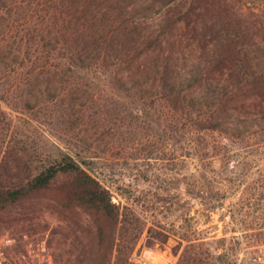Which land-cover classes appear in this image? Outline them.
Returning <instances> with one entry per match:
<instances>
[{"label":"trees","instance_id":"1","mask_svg":"<svg viewBox=\"0 0 264 264\" xmlns=\"http://www.w3.org/2000/svg\"><path fill=\"white\" fill-rule=\"evenodd\" d=\"M156 14L164 18L152 28L145 19ZM101 82L110 94L102 96ZM0 87L29 111L68 128L86 125L74 153L62 150L28 180L0 185V209L51 193L95 222L96 241L80 250L77 264H136L140 216L83 164L87 133L100 120L124 133L123 123L115 128L124 95L168 119L202 160L220 159L211 147L259 143L264 0H0ZM180 237L176 264L229 263L226 252L199 247V237Z\"/></svg>","mask_w":264,"mask_h":264},{"label":"rangeland","instance_id":"2","mask_svg":"<svg viewBox=\"0 0 264 264\" xmlns=\"http://www.w3.org/2000/svg\"><path fill=\"white\" fill-rule=\"evenodd\" d=\"M157 15L145 19L152 28L164 18ZM99 87L102 96L110 94L104 82ZM2 91L0 87V185L14 186L62 150L74 153L78 130L86 125L68 128L60 118L29 111L13 94L3 98ZM117 101L124 118L117 117L115 128L123 123L124 133H113L100 120L98 129L87 133L82 160L112 189L115 201L140 216L144 229L133 261L140 264L146 256L157 264H176L185 233L203 240L202 249L226 252L228 264H264L259 257L264 252V136L255 145L242 140L228 150L211 147L220 159L210 162L190 153L168 119L143 112L142 101L124 95ZM0 226L48 235L59 264H77L80 250L96 241L91 214L80 206L61 205L51 193L0 209Z\"/></svg>","mask_w":264,"mask_h":264},{"label":"built area","instance_id":"3","mask_svg":"<svg viewBox=\"0 0 264 264\" xmlns=\"http://www.w3.org/2000/svg\"><path fill=\"white\" fill-rule=\"evenodd\" d=\"M263 255V256H262ZM260 258L264 259V252ZM140 264H157L141 256ZM0 264H59L48 235L0 226Z\"/></svg>","mask_w":264,"mask_h":264}]
</instances>
